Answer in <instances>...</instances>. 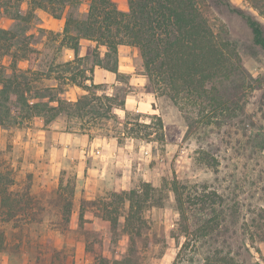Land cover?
I'll list each match as a JSON object with an SVG mask.
<instances>
[{
    "label": "rangeland",
    "instance_id": "rangeland-1",
    "mask_svg": "<svg viewBox=\"0 0 264 264\" xmlns=\"http://www.w3.org/2000/svg\"><path fill=\"white\" fill-rule=\"evenodd\" d=\"M41 1L0 0V88L2 79L11 80L8 96L14 101L22 97L31 103L40 100L46 106L52 95L76 101L85 90L68 82L66 78L75 70L69 71L63 64L75 59V66L89 69L105 57V48L91 39L79 38L76 58L70 35L42 26L43 16L53 14L42 7ZM90 1L66 6L64 11L73 16L71 34H76L77 22L87 18ZM115 2L119 9H129L128 0ZM203 8L215 31L232 42L240 66L220 76L217 86L231 95L237 90L233 86L244 81L243 100L231 101L228 105L232 107H215L210 98L201 99L198 105L186 99L181 106L168 90L159 89L148 79L145 85H132L125 74L104 84L98 92L118 93L121 97L127 93L151 100L156 110L152 114L163 121V144L158 141L156 119L150 120L137 110L123 113L120 107L114 112L126 118L127 127L113 118L86 123L74 115L72 108L58 106V102L51 103L58 106L53 111L45 106L31 110L34 117L24 123L0 125V231L4 232L0 264H113L129 252L135 253L139 264H202L206 254L214 250L238 264H264V48L254 43L243 13L251 14L263 25L264 17L251 0H204ZM5 21L10 29L2 27ZM81 50L86 55L81 56ZM130 55H134L135 73L143 74L140 50L132 48ZM114 60L110 57L105 63L113 65ZM87 76L95 79L89 71ZM22 105L10 102L3 114L8 112L20 120L22 115L30 114ZM187 116L196 124L188 133ZM209 116L211 124H207ZM138 121L151 123L152 127L140 128ZM53 130H85L114 142V148L101 154L111 161L98 188L86 184L87 173L69 151L66 155L57 151ZM93 154L88 163L99 165ZM174 178L186 186L181 190L187 197L204 184L208 191L216 190L225 198V210L236 212L221 225L223 232L225 227L230 229L228 234L220 231L197 244L194 239L184 247L187 238L171 190ZM147 183L160 190L151 192L143 223L136 221L139 232L134 235L131 249L129 235L122 230L124 217L114 229L111 221L98 215V207L88 202L104 196L110 209L123 214L116 193L133 188L143 191ZM191 213L189 223L199 217Z\"/></svg>",
    "mask_w": 264,
    "mask_h": 264
},
{
    "label": "trees",
    "instance_id": "trees-1",
    "mask_svg": "<svg viewBox=\"0 0 264 264\" xmlns=\"http://www.w3.org/2000/svg\"><path fill=\"white\" fill-rule=\"evenodd\" d=\"M77 2L79 0H42L40 4L54 16L59 17L67 5L73 6ZM128 3L129 9L124 11L119 9L115 0H91L87 18L77 22L76 34L69 32L70 24L73 21L72 12L68 15L64 32L72 39L71 47L75 51L76 58L79 54V38L91 39L97 45L107 47L105 57L98 60L89 69H80L75 66V59L63 64L69 71L75 70L66 79L85 90L84 94H81L76 101L61 100L52 95L46 101V106L40 100L31 103L30 99L22 97L16 98L14 101L8 96L11 93L12 81L2 79L0 125L24 123L27 119L34 117L35 113H31V110H39L45 106L48 110L53 111L59 105L65 104L66 107L73 109L75 116L86 123L113 118L127 127L129 122L125 120L126 118H120L114 112L117 107L125 109L127 93L124 97L118 93L102 92L100 94L98 91L105 83H95L93 77L87 76V71L94 73L95 65L115 72L117 77L125 75L118 70V48L122 44L134 46L140 50L144 74L147 76L148 82L158 85L159 89L171 92L172 98L181 106L182 101L186 99L193 100V104L198 105L201 99L204 101L205 98H210L215 107L220 105L232 107L228 105L231 101L237 103L238 100L239 103L240 100H243L246 93L243 91L246 87L244 81L233 86L237 92H231V95L226 94L225 89H220L217 86L216 82L220 80V76L237 70L240 66L236 62L238 55L231 48V46L233 47L232 42L223 39L215 31L205 14L204 0H128ZM251 3L264 17V0H251ZM56 4L59 5L58 11H56ZM243 16L252 30L254 43L264 48V25L251 14L243 13ZM110 57L115 58L113 65L109 61L105 63ZM87 81H90V84H87ZM234 96H237L238 99L233 100ZM10 102H22L23 108L29 109L30 114L22 115L20 120H18L19 116H13L8 112L3 114V109H7ZM52 102H58V106L51 105ZM187 104L188 101H186V106ZM149 118L150 120L156 119L159 129L158 141L163 144L165 135L161 116L153 114ZM187 118L189 120L188 133L196 124L194 121L190 122L188 116ZM212 122L211 116H209L207 124ZM136 124L140 128L152 127L151 123L138 121ZM83 129L88 131L85 126ZM84 132L86 131L84 130ZM88 133L91 137L93 136L91 132ZM185 187L177 178L172 180L171 190L175 194L180 224L187 238L184 247L194 239V244H197L198 240L212 237L213 234L218 235L221 232L228 234L230 229L225 227L226 230L223 232L224 226L221 227V225L228 218L235 216L236 212L225 210V198L216 190L208 191L204 184L201 188H197L193 196L187 197L181 190ZM159 190V186L147 183L143 191L133 188L129 191L116 193L123 204V214L118 209H110L104 196L89 200L88 203L96 205L99 211L98 215L111 221L114 229L117 228L120 217H124L122 230L129 235L132 249L135 242L134 235L139 232L136 221L140 220V223H143V211L153 195L151 192L156 193ZM3 197L2 199H4ZM190 211L191 214L196 212L199 215L193 223L188 221ZM3 234L4 232L0 231L1 240ZM224 240L227 246L232 249L231 243L227 239ZM214 251L206 254L202 264H238L233 258L219 256V252ZM113 264H139V261L135 253L129 252L122 260H117Z\"/></svg>",
    "mask_w": 264,
    "mask_h": 264
},
{
    "label": "crops",
    "instance_id": "crops-1",
    "mask_svg": "<svg viewBox=\"0 0 264 264\" xmlns=\"http://www.w3.org/2000/svg\"><path fill=\"white\" fill-rule=\"evenodd\" d=\"M43 12L45 13V11ZM47 14H45L42 18V26L47 27V29L52 30L53 32H64L66 21L68 18L67 13L64 11L59 17ZM4 19H7L8 21L14 20L13 18L8 17H3V20ZM8 23L5 21V25H2V27L10 29L11 27ZM89 41L96 43L93 40ZM103 47L105 48V51H107V47ZM132 48L135 49V47H131L130 45L125 44L119 46L118 70L119 72L130 76V83L132 85L142 86L147 82V76L144 73H135L136 66L134 64V55H130V53L132 52ZM86 53V51L84 52V50H81L80 55L83 56L86 55ZM138 56L139 55L137 54V59L135 58L136 63L140 61V58L138 59ZM94 70L95 83L99 81V83L108 84L109 82H115V80H117V74L109 69L98 66ZM133 110H137L140 113L145 114V116L148 118L150 115H153L152 113H155L156 111L153 108L152 101L146 99V97L143 98L142 96L137 97L136 95H126L125 109L121 108V111L123 113H126L127 111L130 112ZM40 131L44 130L41 128ZM52 134L53 137L57 139L55 140L57 141V151H59L60 153H64L63 155H66V153L69 151V156H72L74 159H76L78 161L79 167H83V171L87 173L86 184L91 189L98 188L99 184L105 176V167L108 165L109 161H111L110 157L105 159L101 154H103L106 150L114 148V142L98 138L94 135L91 137L87 131L68 133L53 130ZM32 139L36 140V136H34ZM39 139L42 142L43 139L41 138V135ZM91 153H94V157H98L97 159L99 160V165L88 163V159L91 157ZM59 155L61 156V158L65 157H62V154Z\"/></svg>",
    "mask_w": 264,
    "mask_h": 264
}]
</instances>
